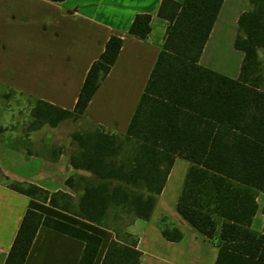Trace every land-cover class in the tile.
Returning a JSON list of instances; mask_svg holds the SVG:
<instances>
[{"label": "trees", "instance_id": "1", "mask_svg": "<svg viewBox=\"0 0 264 264\" xmlns=\"http://www.w3.org/2000/svg\"><path fill=\"white\" fill-rule=\"evenodd\" d=\"M222 1L161 0L157 15L168 21L162 48L125 135L97 125L71 134L79 149L69 162L90 172L65 180L74 196L9 181L0 172L12 189L111 231L99 264L140 263L138 238L126 227L136 218L150 217L177 156L190 164L176 211L215 240L214 264H264V232L250 227L256 192L264 193V90L258 59L264 47V0H248L238 17L234 47L244 56L235 79L198 63ZM149 32L150 15L135 14L128 34L146 39ZM122 42L118 35L109 36L86 73L73 110L37 100L32 108L37 126L80 118ZM125 144L131 145H126L127 161L117 162L114 157L126 152ZM40 225L82 240L78 264H93L100 236L30 208L4 264L24 263ZM181 235L177 231L172 240Z\"/></svg>", "mask_w": 264, "mask_h": 264}, {"label": "crops", "instance_id": "2", "mask_svg": "<svg viewBox=\"0 0 264 264\" xmlns=\"http://www.w3.org/2000/svg\"><path fill=\"white\" fill-rule=\"evenodd\" d=\"M160 2L0 0V93L25 97L31 113L37 100L73 110L91 63L103 51L109 36L118 35L123 42L117 58L77 119L81 128L75 131L97 125L124 136L162 48L168 21L157 15ZM247 2L222 1L198 59L200 65L233 79L239 76L244 53L234 47V39L238 17ZM137 13L150 15L146 39L128 34ZM221 44L224 51L214 58ZM28 125L22 132L0 126V172L9 181L74 196L65 180L71 175L89 176L90 172L73 167L70 153L62 145L53 147L47 131L37 132L43 124L32 128L31 121ZM189 164L187 159L175 157L150 217L136 218L126 227L138 238L137 248L142 253L139 264L215 263V240L202 235L176 211ZM255 201L250 227L264 232L262 191L256 192ZM28 208L100 236L93 264L100 263L113 237L111 231L20 193L0 178V264H4ZM177 231L181 237L172 240ZM83 247L82 240L40 225L23 264H78Z\"/></svg>", "mask_w": 264, "mask_h": 264}, {"label": "rangeland", "instance_id": "3", "mask_svg": "<svg viewBox=\"0 0 264 264\" xmlns=\"http://www.w3.org/2000/svg\"><path fill=\"white\" fill-rule=\"evenodd\" d=\"M224 51V47L221 44L220 47H216L214 58L219 57V53ZM217 54V55H216ZM258 59H259V73L262 77L261 88L264 90V47L258 50ZM33 108V107H32ZM31 108L26 104L25 97H16L15 95H10L6 93H0V126H11L10 130H15L17 132H22L23 130H29L30 126L28 124L32 121V128L38 127L37 123L34 122L33 117H31L32 113L30 112ZM18 123L17 128L14 127V124ZM21 124V126H19ZM23 125V126H22ZM25 125H28L25 129ZM40 127V126H39ZM80 122L76 119H66L61 122L57 127H51L47 125V123L43 124V127L37 130L38 133L41 131H47L50 144L53 147H58L62 145L65 151L69 154L75 153L79 147L76 141H73L71 138L72 131L79 129ZM81 128V127H80ZM92 129V127H91ZM1 130V129H0ZM36 130V129H33ZM46 134V132H45ZM125 143V142H124ZM131 146L129 144H125ZM124 150H121L114 158L117 162L119 161H127L126 156L128 158L127 153ZM121 154L123 156H121Z\"/></svg>", "mask_w": 264, "mask_h": 264}]
</instances>
